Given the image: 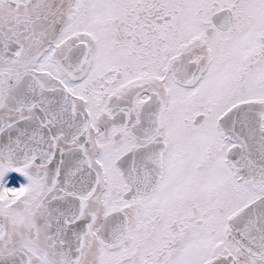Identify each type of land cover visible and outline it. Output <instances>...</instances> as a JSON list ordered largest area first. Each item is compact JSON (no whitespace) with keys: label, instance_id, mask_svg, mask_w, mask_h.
<instances>
[{"label":"snow or ice","instance_id":"6c2138e0","mask_svg":"<svg viewBox=\"0 0 264 264\" xmlns=\"http://www.w3.org/2000/svg\"><path fill=\"white\" fill-rule=\"evenodd\" d=\"M0 264H264V0H0Z\"/></svg>","mask_w":264,"mask_h":264},{"label":"flooded vegetation","instance_id":"af4514ba","mask_svg":"<svg viewBox=\"0 0 264 264\" xmlns=\"http://www.w3.org/2000/svg\"><path fill=\"white\" fill-rule=\"evenodd\" d=\"M9 181L10 186H19L20 183H27V179L18 172H10L6 178Z\"/></svg>","mask_w":264,"mask_h":264}]
</instances>
